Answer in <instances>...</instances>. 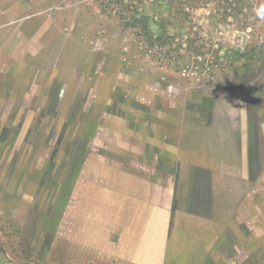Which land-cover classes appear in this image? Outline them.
Listing matches in <instances>:
<instances>
[{
	"label": "rangeland",
	"instance_id": "1",
	"mask_svg": "<svg viewBox=\"0 0 264 264\" xmlns=\"http://www.w3.org/2000/svg\"><path fill=\"white\" fill-rule=\"evenodd\" d=\"M229 1L177 18L206 46L198 70L188 56L144 53L120 2L0 0V264H73L84 249L68 237L70 191L81 221L82 187L137 182L118 170L127 163L167 169L151 176L165 186L179 177V187H223L212 237L191 238L170 263L264 264V0L252 10ZM136 2L176 29L164 7ZM226 49L252 60L236 71ZM195 155L204 166L196 182Z\"/></svg>",
	"mask_w": 264,
	"mask_h": 264
},
{
	"label": "crops",
	"instance_id": "2",
	"mask_svg": "<svg viewBox=\"0 0 264 264\" xmlns=\"http://www.w3.org/2000/svg\"><path fill=\"white\" fill-rule=\"evenodd\" d=\"M163 159L164 166L165 157ZM198 161L199 157L195 155L190 169L195 172V177L192 176L194 182L198 178L197 172L204 167ZM136 165L127 163L126 166H118V170L138 180L133 184L127 180L126 186L117 189L82 187L85 189V206L78 213L81 221L79 218L76 220V212L73 211L75 187L70 189L73 204L68 213L72 224L68 237L74 246L77 238L81 243L77 245L84 249L80 257L72 253L73 264L78 260L94 264H172L171 253L188 249L187 242L191 238L203 244L209 236L212 237V201L215 191L220 189L222 192L223 187H217L220 181L215 182V187H179L177 177L175 185L165 186L160 180L153 181L151 176L166 175L167 169H155L151 167L153 164L150 168L149 164L147 167ZM130 183L133 186L128 187ZM109 204L114 214L119 216L117 221L109 215ZM123 205H126L122 209L125 214H119L118 208L116 214V207ZM98 210L99 214L94 213Z\"/></svg>",
	"mask_w": 264,
	"mask_h": 264
},
{
	"label": "trees",
	"instance_id": "3",
	"mask_svg": "<svg viewBox=\"0 0 264 264\" xmlns=\"http://www.w3.org/2000/svg\"><path fill=\"white\" fill-rule=\"evenodd\" d=\"M111 0H108L107 4H110ZM116 3H121L120 7L122 11H126L125 16L133 28H135V33L139 37L140 41L143 43L142 46L145 47L144 53H149L152 57L161 58H173L174 61L180 62L185 60V57L188 56L192 66H196L198 70L204 69L205 63L200 58L204 53L203 49L206 47L204 44L196 43V37L189 38L188 34L185 32V25L182 19L180 21L177 18H180V13L187 15L188 8H193L195 6H205L211 0H150L151 5L165 8L167 15L173 19H177L178 25L174 31H168L163 29L159 25L160 19L157 17H151L146 13L143 7H146V4H143L142 7H137L136 0H130L128 3L124 4V0H114ZM219 2L225 1L231 4L229 0H218ZM136 2V3H135ZM144 2V1H143ZM142 2V3H143ZM246 0H234V6L237 4H243ZM250 9L253 8V0H247ZM107 5V6H108ZM245 5V4H244ZM190 6V7H189ZM247 17L242 21V28H247L249 23L247 22ZM217 46L215 49V59L218 61L224 59L220 55V50ZM186 51L189 55L182 53ZM226 59L232 62L231 66L234 65L236 71L239 70L238 66L245 62L251 61L253 55H248L245 50L237 49H226L225 53ZM191 57V58H190ZM232 57V58H231ZM200 58V59H199ZM231 58V59H230Z\"/></svg>",
	"mask_w": 264,
	"mask_h": 264
}]
</instances>
